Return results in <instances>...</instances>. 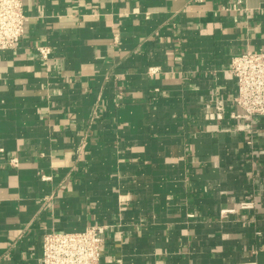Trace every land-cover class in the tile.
Wrapping results in <instances>:
<instances>
[{"label":"crops","instance_id":"obj_1","mask_svg":"<svg viewBox=\"0 0 264 264\" xmlns=\"http://www.w3.org/2000/svg\"><path fill=\"white\" fill-rule=\"evenodd\" d=\"M24 13L0 50V264H38L46 232L95 224L102 264H264V116L242 125L231 73L264 49V0Z\"/></svg>","mask_w":264,"mask_h":264},{"label":"built area","instance_id":"obj_2","mask_svg":"<svg viewBox=\"0 0 264 264\" xmlns=\"http://www.w3.org/2000/svg\"><path fill=\"white\" fill-rule=\"evenodd\" d=\"M24 0H0V50H13L25 34ZM36 50L47 60L51 48L39 45ZM152 69H150V72ZM231 73L236 80L237 94L233 104L242 109L237 117L251 131L256 117L264 116V49L248 50L232 58ZM222 110V107H218ZM50 179L49 176H44ZM242 209L253 206L241 202ZM107 225L95 224L84 231H48L38 264H102V247ZM246 264H256L249 262Z\"/></svg>","mask_w":264,"mask_h":264}]
</instances>
